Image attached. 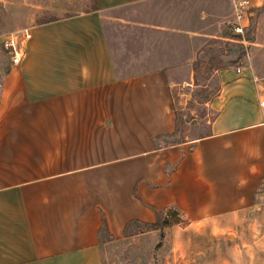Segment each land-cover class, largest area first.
I'll use <instances>...</instances> for the list:
<instances>
[{
    "label": "crops",
    "instance_id": "obj_1",
    "mask_svg": "<svg viewBox=\"0 0 264 264\" xmlns=\"http://www.w3.org/2000/svg\"><path fill=\"white\" fill-rule=\"evenodd\" d=\"M55 1H21L30 37L0 76V264H102V224L117 236L166 208L190 224L264 225V25L247 64L214 68L205 130L165 143L168 68L119 74L103 27L108 10L144 0L35 20L76 0Z\"/></svg>",
    "mask_w": 264,
    "mask_h": 264
},
{
    "label": "rangeland",
    "instance_id": "obj_2",
    "mask_svg": "<svg viewBox=\"0 0 264 264\" xmlns=\"http://www.w3.org/2000/svg\"><path fill=\"white\" fill-rule=\"evenodd\" d=\"M21 1L0 0V36L23 26L28 5ZM89 4L76 0L56 11L50 2L35 20ZM232 19L230 0H144L106 12L103 27L119 74L168 68L176 115L171 140L205 130L212 114L203 101L218 87L214 68L249 62L255 24L264 25V3L251 9L241 32H234ZM6 65L0 44V76ZM99 234L102 264H264V225L251 216L239 223L190 224L166 208L152 222L128 221L117 236L109 235L104 224Z\"/></svg>",
    "mask_w": 264,
    "mask_h": 264
},
{
    "label": "built area",
    "instance_id": "obj_3",
    "mask_svg": "<svg viewBox=\"0 0 264 264\" xmlns=\"http://www.w3.org/2000/svg\"><path fill=\"white\" fill-rule=\"evenodd\" d=\"M233 19L234 32H241L247 23L249 11L260 4L264 3V0H230ZM30 37V31L28 27H21L15 30H9L2 33L0 38V44L8 55L9 62L16 64L19 62L22 49L25 41ZM238 71L239 68H236ZM258 104L264 106V96L258 100Z\"/></svg>",
    "mask_w": 264,
    "mask_h": 264
},
{
    "label": "trees",
    "instance_id": "obj_4",
    "mask_svg": "<svg viewBox=\"0 0 264 264\" xmlns=\"http://www.w3.org/2000/svg\"><path fill=\"white\" fill-rule=\"evenodd\" d=\"M92 9H96V4H95V1L94 0H90V4L88 6V8L86 10H92ZM54 18V16H48L46 18H43L42 20H49V19H52ZM155 137H152V140H154ZM173 140H171L170 138H167V139H164V142L165 143H168V142H172Z\"/></svg>",
    "mask_w": 264,
    "mask_h": 264
}]
</instances>
